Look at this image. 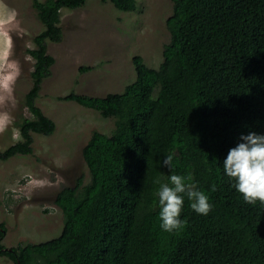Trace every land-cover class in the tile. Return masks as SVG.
Instances as JSON below:
<instances>
[{
    "label": "trees",
    "instance_id": "trees-1",
    "mask_svg": "<svg viewBox=\"0 0 264 264\" xmlns=\"http://www.w3.org/2000/svg\"><path fill=\"white\" fill-rule=\"evenodd\" d=\"M110 1L124 12L137 8V0ZM86 3L32 0L43 28L28 49L34 59L24 98L30 116L15 122L21 138L0 151V162L33 154V133L55 131L54 120L37 106L55 63L48 42L63 39L60 10ZM172 4L158 67L137 55L136 78L123 92L63 97L114 119L115 128L93 131L83 148L89 181L80 177L57 193L61 234L6 248L0 222V256L15 264H264V204L245 203L223 169L242 135L264 136V0ZM170 154L171 170L163 166ZM171 174L190 176L212 209L199 215L185 196L184 226L168 233L157 192Z\"/></svg>",
    "mask_w": 264,
    "mask_h": 264
},
{
    "label": "rangeland",
    "instance_id": "rangeland-1",
    "mask_svg": "<svg viewBox=\"0 0 264 264\" xmlns=\"http://www.w3.org/2000/svg\"><path fill=\"white\" fill-rule=\"evenodd\" d=\"M172 8V0H137L134 11L124 12L110 0H87L82 8L60 10L63 39L48 42L55 63L37 100L56 129L49 136L33 133V154L0 162V222L6 224V248L61 234L57 193L80 177L89 181L83 148L93 131L111 134L115 128L114 119L63 97L72 92L98 97L123 92L136 78L137 55L158 67L170 38L166 20ZM42 28L32 0H0V151L20 140L15 122L30 116L24 106L34 66L28 49ZM0 264L15 263L0 256Z\"/></svg>",
    "mask_w": 264,
    "mask_h": 264
},
{
    "label": "clouds",
    "instance_id": "clouds-1",
    "mask_svg": "<svg viewBox=\"0 0 264 264\" xmlns=\"http://www.w3.org/2000/svg\"><path fill=\"white\" fill-rule=\"evenodd\" d=\"M242 142L229 150L223 169L227 177L235 181L232 185L243 197L245 203L255 205L257 201L264 204V136L251 132L240 137ZM173 156L163 160V166L172 169ZM192 178L171 174L168 184H161L159 198L162 230L173 233L183 228L180 219L184 197L190 201V207L199 215H208L212 209L209 197L198 190ZM159 183V181H157ZM215 191V188H213Z\"/></svg>",
    "mask_w": 264,
    "mask_h": 264
}]
</instances>
